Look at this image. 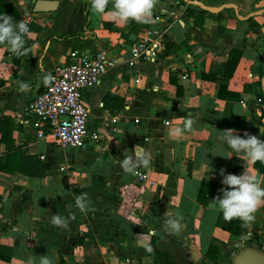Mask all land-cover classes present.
<instances>
[{"label":"crops","instance_id":"obj_1","mask_svg":"<svg viewBox=\"0 0 264 264\" xmlns=\"http://www.w3.org/2000/svg\"><path fill=\"white\" fill-rule=\"evenodd\" d=\"M13 1L30 15L32 46L17 63L9 47L0 48V165L37 156L48 170L44 177L0 170V264H41L43 257L51 264H155L152 243L174 264H233L238 238L216 226L212 200L222 195V170L260 172L239 154L227 157L231 150L219 137L233 116L246 120L245 129L233 128L242 137L264 140V12L246 20L237 15L263 10L264 0H189L202 8L237 6V12H208L201 28L178 0H153L148 23L114 18V0L102 14L92 11L91 0H53L57 9L44 12H34L36 0ZM148 29H161L166 44L181 49L163 50L154 62L131 60L130 46ZM62 35L74 37L56 39ZM72 49L119 56L97 86L83 91L88 131L99 137L74 150L38 139L27 114L46 75ZM236 49L240 59L225 76L224 63ZM112 97L124 101L121 110L106 108ZM184 117L193 120L191 129L170 136ZM136 145L151 160L130 173L123 161L131 156L138 163ZM208 183L214 190L205 203ZM252 215L247 239L262 235L264 243V204ZM178 217L182 228L172 232L168 222ZM210 244L220 248L217 263L205 256ZM259 249L264 253V245Z\"/></svg>","mask_w":264,"mask_h":264},{"label":"built area","instance_id":"obj_2","mask_svg":"<svg viewBox=\"0 0 264 264\" xmlns=\"http://www.w3.org/2000/svg\"><path fill=\"white\" fill-rule=\"evenodd\" d=\"M25 20L27 23L30 15ZM166 45L161 29H148L130 46V59L154 62ZM118 59V55L104 51L70 50L67 59L46 75L40 92L28 104V122L36 137H51L59 147L73 150L84 147L87 138L98 139L96 133L88 131V108L83 102V91L97 86ZM135 175L140 180L147 178L140 171H135Z\"/></svg>","mask_w":264,"mask_h":264},{"label":"clouds","instance_id":"obj_3","mask_svg":"<svg viewBox=\"0 0 264 264\" xmlns=\"http://www.w3.org/2000/svg\"><path fill=\"white\" fill-rule=\"evenodd\" d=\"M109 0H91V9L94 13H104ZM153 0H114L112 16L122 22L137 21L150 22L152 16ZM25 35L31 36L28 25L25 21H14L9 15L0 16V44H7L10 51L19 56L23 55L25 46ZM22 87L27 89L28 85L23 84ZM184 121L183 127H175L170 130V136L180 138L185 131L190 130L193 120L190 117L182 118ZM221 145H227L231 150L227 157L233 154H239L242 159H248L253 162H264V140H261L255 135L244 133L243 137L234 129H227L222 132L219 137ZM134 154L137 157L138 163L132 164L131 156L123 161V167L128 172H134V169L143 164L148 166L150 164L151 156L145 150L136 145ZM222 175L221 196L212 200L213 206L223 214L225 220H232L238 218L243 222H249L254 219L253 213L258 206L264 204V175L250 174L244 171L242 174H224ZM82 208L80 200L77 202ZM178 217L176 220L168 222L169 228L172 232H179L182 228ZM53 222L57 225L62 223L60 217H53ZM146 243V242H143ZM41 264H51L47 257L41 259Z\"/></svg>","mask_w":264,"mask_h":264},{"label":"trees","instance_id":"obj_4","mask_svg":"<svg viewBox=\"0 0 264 264\" xmlns=\"http://www.w3.org/2000/svg\"><path fill=\"white\" fill-rule=\"evenodd\" d=\"M180 4H183L186 6L185 13L188 17L193 19V23L196 27H202L205 15L208 13L204 8L202 7H196L192 6L190 4L185 3L183 0H178ZM3 15H9L13 18L14 21H20L25 20V13L20 8V6L14 2L13 0H0V16ZM106 26H109L108 23H106ZM74 37V35H62L60 37H56L58 40H62L64 38H71ZM25 46L23 50H28L32 46V40L29 39L28 35H25ZM3 47H9L7 44H0V48ZM181 47H179L176 44L173 43H167L165 50L163 51V55H169L173 52V50H180ZM22 50V51H23ZM10 54L13 56L14 61L17 63L21 57V55L17 56L10 52ZM241 56L240 50H232L229 54V58L224 63L225 68V76H231L232 71L235 68L236 64L238 63ZM264 72H262L261 75H263ZM173 82V78L171 79ZM181 87L177 85V93H180ZM220 96H223L220 94ZM105 106L108 110L111 112L119 111L124 107V101L120 100L118 98L112 97L111 99L105 98ZM246 120L244 118H237V117H231L228 127L230 129L237 128V129H245L246 128ZM9 157V156H8ZM15 157V156H12ZM255 169L264 174V162L262 161H255L254 163ZM0 170H10L15 172H20L23 174H26L31 177H44L46 171L48 170L45 163L40 161V159L37 156H20L19 158H8L6 162L2 165H0ZM240 173V172H239ZM206 189V196H205V203L208 202L209 197L211 196L213 190H214V184L208 183L207 186L203 185L202 189ZM208 187V188H207ZM199 197V196H198ZM216 226L229 232L233 236H235L238 239H242L244 235L248 232V225L246 222L241 221L238 218H234L232 220H225L223 217V214L219 211L216 222ZM78 244L83 243V240H77ZM151 250V254L154 258L155 264H174L173 258L170 254L166 252H160L152 243L149 246ZM205 256L210 261L217 263L220 258V248L216 244H210L205 251Z\"/></svg>","mask_w":264,"mask_h":264},{"label":"water","instance_id":"obj_5","mask_svg":"<svg viewBox=\"0 0 264 264\" xmlns=\"http://www.w3.org/2000/svg\"><path fill=\"white\" fill-rule=\"evenodd\" d=\"M186 3H189V0H183ZM58 7V2L53 0H36L34 1L33 10L34 12H44V11H53ZM203 8L210 13H219L224 9H234L236 12L237 6L232 3H225L220 6H209L205 5ZM264 12L263 10H258L249 13L247 16H241L237 13L238 18L240 19H248L252 16H258ZM262 83L264 85V77L262 79ZM233 264H264V253L257 251L252 248H245L239 253H237L233 258Z\"/></svg>","mask_w":264,"mask_h":264},{"label":"rangeland","instance_id":"obj_6","mask_svg":"<svg viewBox=\"0 0 264 264\" xmlns=\"http://www.w3.org/2000/svg\"><path fill=\"white\" fill-rule=\"evenodd\" d=\"M248 234L246 233L242 239H237L239 242L238 247L236 248V251L239 252L245 248H252L260 250L259 248L264 245L263 242H260V238H262V235H256L252 238L247 239ZM247 239V240H246ZM244 240V242H242ZM96 258V257H94ZM93 257H90V259H94ZM98 260V259H95Z\"/></svg>","mask_w":264,"mask_h":264}]
</instances>
